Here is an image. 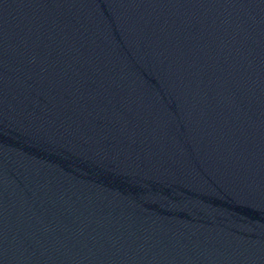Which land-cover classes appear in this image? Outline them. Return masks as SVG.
<instances>
[{
  "label": "water",
  "instance_id": "95a60500",
  "mask_svg": "<svg viewBox=\"0 0 264 264\" xmlns=\"http://www.w3.org/2000/svg\"><path fill=\"white\" fill-rule=\"evenodd\" d=\"M0 264H264V0H0Z\"/></svg>",
  "mask_w": 264,
  "mask_h": 264
}]
</instances>
